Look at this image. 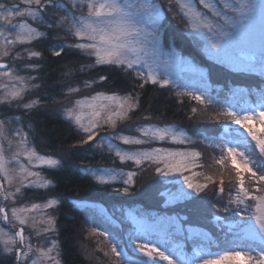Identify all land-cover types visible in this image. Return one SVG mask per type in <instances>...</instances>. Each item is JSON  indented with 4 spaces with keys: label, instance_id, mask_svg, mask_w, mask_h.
Wrapping results in <instances>:
<instances>
[{
    "label": "snow or ice",
    "instance_id": "snow-or-ice-1",
    "mask_svg": "<svg viewBox=\"0 0 264 264\" xmlns=\"http://www.w3.org/2000/svg\"><path fill=\"white\" fill-rule=\"evenodd\" d=\"M22 2L23 7L0 3V69L3 70L0 71V105L15 103L25 111L41 105L40 98L21 103L26 94L40 85L35 83L37 76L19 74L21 70H38L40 65L24 63L22 69L15 67L17 61L42 57V52L24 47L48 36L47 31L40 30L41 24L74 38L73 43L57 45L59 50L53 51L52 55L59 57L68 48L94 58L93 64H81L79 71L85 72L98 65L115 66L125 73L131 72L142 82L141 88L151 83L161 88L180 89L176 92L177 97L186 96L204 109L219 101L208 95L206 87L189 90L187 86L175 83L160 70L155 59L161 49L166 20L168 23L175 21L182 25L186 35L202 40L209 56L221 62L227 58L234 66L247 71H255L259 66L264 74V26L257 55L254 33L243 23L252 19L257 8L264 19V0H260L259 5L249 0H168L167 8L154 0H70L69 4L64 0ZM49 11L52 13L51 22L46 20ZM61 12L63 15L59 14ZM241 41L253 49L251 54L227 56L229 50ZM18 47L20 51H17ZM170 54L174 55L175 49ZM5 58H9V62H5ZM71 75V72L66 73V77ZM107 79L101 75L98 79L81 83L87 90ZM81 91L80 85H69L66 95L76 96ZM139 101V95L132 92L123 95L116 91L110 94L95 92L69 101L62 114L83 133L81 145L95 141L103 147L96 141L100 130H115L124 125L121 131L111 133L121 143L108 144V151L114 153L116 159L124 164L131 163L140 170L146 164L149 167L154 165L155 173L162 177L179 174L183 178L181 191L187 196L204 192L212 185L218 198L227 197L223 211L237 218L229 226L235 231L228 248L212 251L210 244L200 243L194 245L193 255L186 254L179 245L169 247L164 239L133 243L134 252L142 254L141 258H136L128 255L126 249L118 248L119 240L109 236L108 232L92 228L90 235L108 241L109 251L103 254L109 258L110 264H264V90L260 91L256 104L247 100L240 103L226 100V106L216 113L214 119L223 118V131L216 138L219 142L209 146L219 151L218 157H213L214 164L222 170L218 182L213 175L194 171L204 168L200 162L204 154L194 147H180L194 142L176 125L146 123L135 128L136 135L124 134L133 127L126 122L139 108ZM198 111L192 107L191 116L195 117ZM20 122V117L0 119V224L5 225L0 227V245L3 252L13 256L14 264H61L57 241H50L47 247H34L31 237L25 235V226L36 236L55 233L56 220L48 210H54L59 200L48 198L42 203L17 204V199L23 198L24 189H48L52 181L40 169H58L62 161L52 154L37 151ZM13 123L20 127L13 128ZM168 141L177 147L152 146ZM223 171L229 173L227 190ZM90 174L99 184L119 180L124 185L123 191L128 192L129 186L135 184L138 172L125 171L121 167L97 169ZM194 177H202L204 182L194 180ZM183 185L191 192H185ZM6 204L13 206L6 207ZM157 243L164 250L157 247ZM174 255L176 259H173Z\"/></svg>",
    "mask_w": 264,
    "mask_h": 264
},
{
    "label": "trees",
    "instance_id": "trees-1",
    "mask_svg": "<svg viewBox=\"0 0 264 264\" xmlns=\"http://www.w3.org/2000/svg\"><path fill=\"white\" fill-rule=\"evenodd\" d=\"M155 1L161 2L162 5L168 3V0ZM40 29L47 31L48 36L24 47L43 54L42 57L30 60V63L40 65L35 74L40 82L38 96L42 103L30 111H25L24 116L32 126V139L37 150L58 157L62 166L51 170L46 167L40 169L52 184L48 189H26L25 197L36 201L52 197L59 200V204L51 213L56 220L55 238L59 242L61 264H110L109 258L103 254L104 251H109L110 245L103 237L90 235L92 228L108 232L109 236L119 240L118 248L126 249L128 255L136 258H141L142 254L134 252L133 243L143 244L161 239L167 240L169 247L179 245L188 255H193L194 245L200 243L210 244L212 251L228 248V242L232 240L235 231L230 230L229 226L237 218L223 211L226 196L223 199L218 198L212 185L204 192L187 196L181 192L180 183L170 176L162 177L156 174L154 165L149 167L146 164L143 170L135 169L131 163L124 164L116 159L112 152L99 147L95 141V144L90 142L88 145H81L79 142L83 133L64 118L62 105L98 91L138 94L139 108L131 114V119L126 123L132 124L143 117H149V121L154 124L177 125L194 142L192 145L181 147H194L204 154L200 162L205 166L196 170L213 175L218 182L222 170L214 164L213 157H218L219 151L209 145L219 142L216 138L223 131V118L217 120L214 117L226 106V100L237 103L247 100L250 104H256L260 91L264 90V76L256 72L235 70L210 58L201 49V44L194 42L183 32L182 25L175 21L168 23L166 20L163 37L166 45H174L183 56L206 69L205 77L184 75L178 83L182 87H190L189 90H202L206 87L208 95L219 101L204 109L202 105L186 96L177 97L176 92L180 89L161 88L151 83L144 84L141 88L142 82L131 72L125 73L115 66L98 65L81 72L79 66L93 64L94 58H87L77 50L68 48L59 57L52 55L53 51L59 50L57 45L69 40L70 35L59 29H47L43 24ZM69 72L72 75L66 77ZM101 75L107 76L108 79L100 81L91 89H83L81 82L98 79ZM201 84L205 86L200 88ZM69 85H80L81 93L67 96ZM192 107L199 110L195 117L191 116ZM122 128L124 125L115 130L102 129L96 141L100 143L109 138L110 133L118 132ZM205 137L208 139L205 140ZM160 145L170 147L173 143L168 141ZM102 167L136 170V182L129 186L128 192L123 191L124 185L120 181L99 184L90 173ZM223 175L227 190L228 171H223ZM194 178L204 182L202 177ZM174 194L180 197L177 198ZM133 216L152 222L151 232L137 231L130 221ZM169 216H176L180 223L170 224L167 220ZM185 226L205 230L208 232V238L196 234L189 235ZM157 245L164 250L159 243ZM0 264H14L13 256L3 252L1 248Z\"/></svg>",
    "mask_w": 264,
    "mask_h": 264
},
{
    "label": "rangeland",
    "instance_id": "rangeland-1",
    "mask_svg": "<svg viewBox=\"0 0 264 264\" xmlns=\"http://www.w3.org/2000/svg\"><path fill=\"white\" fill-rule=\"evenodd\" d=\"M64 2H65V4H69L70 0H64ZM154 2H157L161 6H163L164 8H167V5H168L167 2L164 3L163 5L159 1H155L154 0ZM249 2L250 3H254L256 5H259L260 0H249ZM0 3H13V4H20L21 7L24 6L22 0H0ZM59 14L63 15L62 12L59 13ZM46 20L51 22V20H52L51 11L48 12V14L46 16ZM29 22L31 23V21H29ZM243 23H244L245 26L250 27L252 29L253 33H254V37H255V51H256V53L258 55L261 28H262V26H264V19H262V16H261L259 8H257L256 11L252 14V19L251 20H244ZM34 26H36V25L34 24ZM40 30L44 31L43 29H40ZM163 31H164V28H163ZM190 37L193 39L194 42H197V43L201 44L200 45L201 49L203 50L204 53H206L208 55V53H207V51L205 50V47H204V42L202 40H200L199 38L192 37V36H190ZM73 42H74V38L71 37V36H70L69 40H66V43H73ZM173 49H175V54L171 55L170 53L172 52ZM20 50L21 49L18 47L17 51H20ZM252 51H253V49L247 43L241 41V42H238L237 46L234 49H230L229 50L227 56H247V55L251 54ZM209 57L217 60L220 63L228 65L232 69L244 70L241 67L234 66L232 63H230L227 60V58L225 59L224 62H221L219 59H217L215 57H211V56H209ZM155 59L157 60V62L160 65V70L162 72H164V73H167L170 76V78L173 81H175V83H177V84L179 83V79H181L184 75L186 77H187V75H191L192 77L196 76V75H200L201 77H205V75L207 74L206 69L200 67L192 59H190V58H188L186 56H183L180 53V51H179V49L177 47H175L174 45L167 46L166 42H164V38L162 39V42H161V49H160V51H159V53H158V55H157V57ZM5 62H9V58H5ZM24 63H30V60L17 61V62H15V67L18 68V69H22V66H23ZM245 71H247V70H245ZM250 72H256V73L261 74L262 76H264V74L261 73V70H260L259 66L256 67L255 71H250ZM19 74L20 75L36 76L35 71H30V70H21L19 72ZM35 83L40 84L38 79L35 81ZM204 86H205V84H201L200 88H203ZM187 88L190 89V87H187ZM196 88H198V87H196ZM38 92H39V89H34V90L30 91L28 94H26L24 100L21 101V103H27L30 99L39 98ZM98 92H104V91H98ZM93 94H95V93H93ZM93 94H91V95H93ZM121 95H123V94H121ZM68 103L69 102H66L62 106L64 107ZM24 112H25V110L22 107L18 108L15 103H13L11 106L0 105V119H11L12 117H20L21 118V122L20 123H21V125H23V131H25V132H27L29 134V138L33 142V139H32L33 129H32L31 124L27 122V120H26V118L24 116ZM146 123H152V122H150L149 120L146 121L145 118L143 117L142 120H139L137 122L129 124V125H132L133 127L131 129L125 131L124 134H126V135H136L135 128L139 127V126H141L143 124H146ZM254 123H255V121H254ZM158 125L159 126H164L165 124H158ZM12 127L13 128L20 127V125H17L15 123H13ZM92 143L95 144V142H92ZM100 143L103 144V147H101V148H103V149L106 148V151H108V144L109 143L119 145L121 142L116 140L110 133L109 138H107L106 140H102V142H100ZM163 143H165V142H160V143L154 144L152 146H161L160 144H163ZM171 143H173V142H171ZM175 146L177 147V145L173 144L170 147H175ZM124 147H128V146H124ZM168 147H169V145H168ZM41 154H43V153H41ZM56 158H58V157H56ZM102 168H107V167H102ZM111 168H116V167H111ZM124 170L125 171H131L133 169H125L124 168ZM96 171L97 170H95L94 172H96ZM194 171H197V170L195 169ZM190 174L191 173H185V175H190ZM170 177L175 182L180 183L179 185L182 186L183 178L180 177L179 174H176V176H170ZM194 180H196V178H194ZM183 188H184L185 192H187V191L191 192L190 189H187L186 185H183ZM25 190L26 189L23 190V198L21 199L20 197H18L17 204L24 203V202H39V203L43 202L42 200L41 201H36V200H34L32 198H29V197L27 199V197H25ZM174 195H176L177 198L180 197V195H178V194H174ZM52 198H54V197H52ZM95 204H97V203H95ZM5 206L6 207H11L13 205L6 204ZM51 210L52 209H49L48 211L52 215ZM167 220L169 221L170 224H179L180 223L179 219L176 216H172V217L169 216V217H167ZM130 221L136 227L137 231L144 232V233H150L151 232L152 222H150L149 220H147L145 218H142V217L133 216V217H131ZM4 226L5 225L0 224V227H4ZM19 227L20 226L17 224L16 228L18 229ZM185 227H186V230H187L189 235L196 234V235H201V236H203L205 238H208V232H206L203 229H200V228H197V227H191V226H185ZM6 230H8L10 233L12 232L11 228H7ZM25 235L31 237V243H32V245L34 247H36V246L47 247L49 245L50 241H57L58 242V239L55 238V233H46V234H43L41 236H36L34 234V231L30 230L28 226H25ZM58 245H59V242H58ZM157 247H160V246L157 245ZM0 248L2 250V245H0ZM173 259H176V256H174Z\"/></svg>",
    "mask_w": 264,
    "mask_h": 264
},
{
    "label": "water",
    "instance_id": "water-1",
    "mask_svg": "<svg viewBox=\"0 0 264 264\" xmlns=\"http://www.w3.org/2000/svg\"><path fill=\"white\" fill-rule=\"evenodd\" d=\"M0 70H2V69H0Z\"/></svg>",
    "mask_w": 264,
    "mask_h": 264
}]
</instances>
